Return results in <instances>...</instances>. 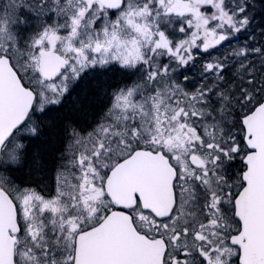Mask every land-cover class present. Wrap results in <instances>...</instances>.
<instances>
[{
  "label": "snow or ice",
  "instance_id": "obj_1",
  "mask_svg": "<svg viewBox=\"0 0 264 264\" xmlns=\"http://www.w3.org/2000/svg\"><path fill=\"white\" fill-rule=\"evenodd\" d=\"M0 264H264V0H0Z\"/></svg>",
  "mask_w": 264,
  "mask_h": 264
},
{
  "label": "rangeland",
  "instance_id": "obj_2",
  "mask_svg": "<svg viewBox=\"0 0 264 264\" xmlns=\"http://www.w3.org/2000/svg\"><path fill=\"white\" fill-rule=\"evenodd\" d=\"M241 39H244V37H241Z\"/></svg>",
  "mask_w": 264,
  "mask_h": 264
}]
</instances>
